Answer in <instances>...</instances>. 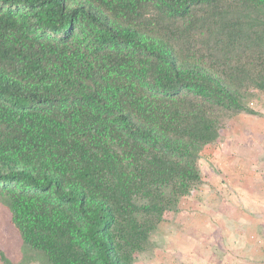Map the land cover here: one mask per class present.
<instances>
[{"label": "trees", "instance_id": "1", "mask_svg": "<svg viewBox=\"0 0 264 264\" xmlns=\"http://www.w3.org/2000/svg\"><path fill=\"white\" fill-rule=\"evenodd\" d=\"M254 90L264 0H0V199L23 246L134 264Z\"/></svg>", "mask_w": 264, "mask_h": 264}, {"label": "rangeland", "instance_id": "2", "mask_svg": "<svg viewBox=\"0 0 264 264\" xmlns=\"http://www.w3.org/2000/svg\"><path fill=\"white\" fill-rule=\"evenodd\" d=\"M137 19L172 25L150 8ZM253 95L251 113L221 114L218 138L196 162L201 182L162 215L134 264H264V92ZM8 210L0 199V264H47L23 246Z\"/></svg>", "mask_w": 264, "mask_h": 264}]
</instances>
